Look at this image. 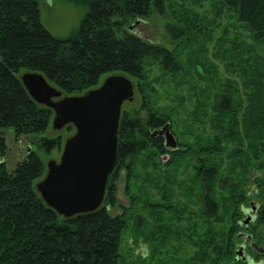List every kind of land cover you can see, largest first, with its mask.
<instances>
[{
    "label": "trees",
    "instance_id": "16d2710c",
    "mask_svg": "<svg viewBox=\"0 0 264 264\" xmlns=\"http://www.w3.org/2000/svg\"><path fill=\"white\" fill-rule=\"evenodd\" d=\"M71 1L84 7V12L76 28L64 36H56L40 21L36 0H0V264H120V234L127 223L125 212L139 202L151 211L159 224L145 227L141 233L143 238L148 237L146 241L154 243L152 253L156 246L169 253L168 257L149 264H264V250H254L248 240L237 236L238 231H243L250 235L249 240L254 244L264 247L259 243L264 239V201L258 202L253 219L242 223L244 192L238 187L239 182L230 178L221 179L220 185L219 180L214 183L217 165L205 162L202 157L201 151L215 149L221 137L214 136L195 145L182 141L174 147L167 146L172 149L156 158L162 169L151 172L154 179L147 180L158 198H150L145 192L143 200L137 196L136 191L141 192V170H136L138 158L148 147H152L149 153L153 156L154 151L159 153L163 148L161 136L152 135L148 127H157L166 119L150 104L144 120L120 110L115 161L107 175L102 201L90 211L63 216L44 202L34 187V182L44 172L43 163L34 150L27 149L13 166L8 167L4 157L8 148L5 128H11L15 139L26 135L29 142L45 149L56 146L59 140L58 135L36 137L50 123L52 110L27 93L19 78L22 71H38L62 93L70 94L96 85L102 74L112 72L140 81L144 77L146 58L168 71L178 66L177 56L168 47L128 28L133 20L147 17L152 8L160 13L162 0ZM227 4L238 21L256 36L264 37V0H227ZM167 27L176 36L184 28ZM249 73L252 76L244 90L245 103L239 118L233 122L249 135L250 142H261L252 149L257 157L256 164H251L250 151L246 160L248 166H243L242 170L256 165L262 173L256 180L264 182V151L260 152L263 156H256L255 152L264 146V74L254 69ZM215 103L216 106L222 103L223 107H217L221 111L233 107V102L223 94ZM226 123L222 122L223 128ZM65 129L73 130V127L65 124ZM191 155L195 162L187 177L188 193L194 197L201 195L197 210L186 207L174 194V189L176 192L185 189L182 184L186 168L179 169V166L189 161ZM168 166L170 172L166 171ZM121 173L125 193L131 194L129 205H121V211L111 213L109 209L117 204L116 181ZM155 176L164 177L166 183L161 184V179ZM225 189V208L230 210L223 217V206L216 194ZM190 195L184 197L188 199ZM174 208L180 210L179 214L185 211V216L194 221L186 226L173 225L176 223L171 212ZM135 216L137 224L138 214ZM142 222L141 217L138 225ZM239 238L247 241V248L253 252L250 255L243 249L253 259L250 263L235 253ZM142 257L140 253L139 259ZM259 257L262 258L256 261Z\"/></svg>",
    "mask_w": 264,
    "mask_h": 264
},
{
    "label": "rangeland",
    "instance_id": "374dc122",
    "mask_svg": "<svg viewBox=\"0 0 264 264\" xmlns=\"http://www.w3.org/2000/svg\"><path fill=\"white\" fill-rule=\"evenodd\" d=\"M36 1L40 21L56 36H64L76 28L84 12V7L73 4L71 0ZM162 8L160 13L152 8L147 17L137 18L139 21L134 23L131 29L147 40L168 47L177 56L178 66L174 71H168L150 58H146L143 61L144 77L140 81L130 77L133 92L131 98L121 102L120 110H126L130 115H138L144 120L149 104L152 105L163 115L165 121L170 122L171 132L178 143L184 141L188 145H195L211 140L214 136L221 137L217 139L218 145L215 149L201 151L205 162L212 161L217 165L218 172L214 183L219 180L218 185H220L221 179L231 178L239 182L238 187L241 186L244 195L251 189V194L242 196L243 206H247L249 200L263 202L264 182L260 179L256 180L257 177L262 176L261 169L253 165L242 170L243 166H248L246 160L250 151L251 164H256L257 157L253 155L252 149L261 142L258 140L250 142L249 135L244 134L241 126L234 125L233 121L239 118L245 103L247 94L244 90L248 85L249 77L252 76L249 71L254 69L264 74V37L256 36L251 29L238 21L234 12L229 9L227 0H162ZM167 25L184 27L183 32L177 36L172 35ZM105 75L102 74L99 80ZM222 94L233 102L232 108L229 106L228 109H222L223 111L217 108L223 107L222 103L215 105L216 99ZM222 122H227L224 128ZM155 128L149 126L148 130ZM4 130L8 146L4 157L8 167L13 166L23 156L28 144V149L34 150L40 158L44 170L47 159H58L63 138L73 131L66 130L65 125L53 128L48 123L36 134V137L58 135L59 140L56 146L45 149L42 145L29 142L26 135L15 139L9 127ZM151 149L152 147L144 149L136 163V170H141L140 183L138 182L141 192L136 191L141 200L144 198V192L150 198H158L154 189L147 184L148 179L150 181L154 179L153 174L150 173H155L157 168L162 169L156 159L159 158V153L154 151L153 156L149 153ZM261 151H264V146L255 150L256 156H263ZM194 162L195 158L191 155L189 161L180 164L179 169L186 168L183 176L185 180L182 184L185 189L181 192L180 190L176 192L174 189V194L186 207L197 210L198 198L200 199L201 195L191 196L188 193L190 187L187 181L191 172L190 167ZM166 169L170 172V166ZM237 170L239 171L236 172ZM155 177L161 179V184L166 183L164 177ZM124 185L125 181L121 173V178L116 181L117 204L109 209L111 213L121 211V205H129L128 196L131 194L125 193ZM222 190H219L216 197L220 199L223 206L221 214L225 217L227 210L230 209L225 208L227 191L225 189L222 192ZM183 191L186 195H190L187 196L188 199L184 197L186 195L183 196ZM168 200L170 201L171 198ZM179 211L177 208L171 211L176 217V223L173 222V225L186 226L194 221L185 216V211L181 214ZM125 213L127 223L121 231L119 243L120 264H149L150 261L168 257L169 253L161 251L159 246H156L152 253L154 243L147 242L148 237L143 238L144 235L141 234L145 227L159 225L156 224L158 221L152 216L151 211L139 202L127 208ZM135 214H138L137 224ZM141 217L142 225H138ZM138 226L142 229L138 230ZM256 227L261 230L258 225ZM239 242L242 243L243 240L239 238ZM259 243L264 245V239ZM245 250L250 255L253 253L246 244ZM184 252L181 254L184 255ZM140 253L143 255L142 259H139ZM261 258H257L256 261Z\"/></svg>",
    "mask_w": 264,
    "mask_h": 264
},
{
    "label": "water",
    "instance_id": "95a60500",
    "mask_svg": "<svg viewBox=\"0 0 264 264\" xmlns=\"http://www.w3.org/2000/svg\"><path fill=\"white\" fill-rule=\"evenodd\" d=\"M19 78L36 102L52 110L49 122L53 128L65 124L73 127L63 138L58 159L45 161L43 174L34 182L35 189L46 204L63 216L96 208L102 201L107 175L116 157L120 105L133 92L130 77L120 72L108 73L98 84L70 94L62 93L38 71L24 70ZM169 126V121H165L151 134L162 135L165 145L174 147L175 137ZM255 203L250 200L242 208V223L252 219ZM237 236L254 244L243 231H238ZM235 253L249 263L252 261L242 243L235 248Z\"/></svg>",
    "mask_w": 264,
    "mask_h": 264
},
{
    "label": "flooded vegetation",
    "instance_id": "af4514ba",
    "mask_svg": "<svg viewBox=\"0 0 264 264\" xmlns=\"http://www.w3.org/2000/svg\"><path fill=\"white\" fill-rule=\"evenodd\" d=\"M162 125V124H161ZM161 125H159V126H161ZM158 126V127H159ZM157 128V127H156ZM153 130V129H152ZM174 135V134H173ZM161 137V141H162V144H163V148L162 149H160V151L161 152H159V156H161L162 154H165V153H168V151L169 150H171L172 148H170V147H167L166 145H165V140H164V138L162 137V135H160ZM175 137V136H174ZM175 142H176V145H177V140H176V138H175ZM163 156V155H162ZM256 203V207H255V210L252 212L253 214H254V212L256 211V209L258 208V206H259V203L257 202V201H255ZM253 219V218H252ZM251 219V220H252ZM246 234V233H245ZM249 238H250V235H249ZM251 243H253L252 241H251ZM245 244H248V242L246 241H244L243 242V249H245L244 248V246H245ZM249 245V244H248ZM251 246L254 248V250H256L257 248H261V249H258V251H262V250H264V247H262V246H260V245H256V244H251ZM249 248H251V247H249ZM256 248V249H255ZM251 260H252V258H251ZM258 261V260H257Z\"/></svg>",
    "mask_w": 264,
    "mask_h": 264
}]
</instances>
